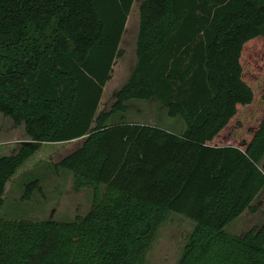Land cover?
I'll return each mask as SVG.
<instances>
[{"label":"trees","instance_id":"1","mask_svg":"<svg viewBox=\"0 0 264 264\" xmlns=\"http://www.w3.org/2000/svg\"><path fill=\"white\" fill-rule=\"evenodd\" d=\"M133 2L0 0V113L29 137L0 147V209L46 144L79 138L55 166L94 192L72 221L0 218V264H144L169 212L195 223L177 264H264V222L226 230L264 190V109L245 143L224 134L259 94L246 72L264 55V0H142L136 64L99 112ZM131 99L157 101L184 132L107 125Z\"/></svg>","mask_w":264,"mask_h":264},{"label":"rangeland","instance_id":"2","mask_svg":"<svg viewBox=\"0 0 264 264\" xmlns=\"http://www.w3.org/2000/svg\"><path fill=\"white\" fill-rule=\"evenodd\" d=\"M142 0H134L118 46L119 55L112 66L110 79L106 82L99 104V112H110L116 92L127 81L136 64V39L139 29V5ZM247 80L259 89V94L250 108L239 110L238 117L230 124L226 145H239L250 138L257 124L255 111L264 109V55L258 56L246 72ZM126 112H113L107 125L115 123L148 124L169 130L176 134L184 132L186 126L181 117H170L167 109L155 100L131 99L126 103ZM255 117V118H254ZM25 126L15 125L13 120L0 113V147L3 143L28 141ZM84 138L61 145L46 144L42 154L28 164L8 184L0 218L30 221H72L85 215L93 206L94 192L90 187L77 189L73 174L55 165L66 155L78 148ZM235 140V141H234ZM59 144V143H58ZM10 148L7 152H10ZM32 160V159H31ZM264 172V158L259 163ZM38 179L40 190H35L29 199L22 198L25 185ZM256 212L246 210L236 220L227 225L226 230L243 236L250 228L260 227L264 222V190L255 198ZM195 223L191 219L169 212L166 219L156 228L146 250L144 264H177Z\"/></svg>","mask_w":264,"mask_h":264},{"label":"crops","instance_id":"3","mask_svg":"<svg viewBox=\"0 0 264 264\" xmlns=\"http://www.w3.org/2000/svg\"><path fill=\"white\" fill-rule=\"evenodd\" d=\"M75 140H77V139H75ZM72 141H74V140H72Z\"/></svg>","mask_w":264,"mask_h":264}]
</instances>
